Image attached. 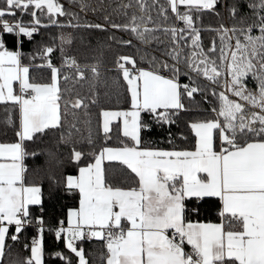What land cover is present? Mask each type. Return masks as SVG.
Instances as JSON below:
<instances>
[{"label":"snow or ice","instance_id":"1","mask_svg":"<svg viewBox=\"0 0 264 264\" xmlns=\"http://www.w3.org/2000/svg\"><path fill=\"white\" fill-rule=\"evenodd\" d=\"M116 15L0 0V264H93V242L103 264H264V0H121ZM65 29L135 50L114 61L119 87L101 91ZM54 195L74 201L59 217Z\"/></svg>","mask_w":264,"mask_h":264},{"label":"trees","instance_id":"2","mask_svg":"<svg viewBox=\"0 0 264 264\" xmlns=\"http://www.w3.org/2000/svg\"><path fill=\"white\" fill-rule=\"evenodd\" d=\"M63 2V0H62ZM95 5L100 2V0H91ZM121 0H103L104 5L106 6L107 13L112 14L114 19H120L116 15V6ZM127 2V0H124ZM75 11H79L78 8H74ZM104 12L93 13L89 11L86 16L81 14V20L88 19L90 21H102ZM217 21L212 17H206L204 20V26L209 25L216 26ZM59 30L52 29L50 31L51 35H56ZM65 34L71 33L73 41L70 45H66V49L70 55H73L81 65L87 64L89 66L95 64L98 66L100 71L99 80L101 81L102 86L101 91L107 89L112 90L119 85L115 84L114 81L117 77V73L114 68V61L118 54H134V49L122 47L117 42L109 40L108 33H101L98 31H90L84 29H65ZM120 34L117 33V36ZM205 44L208 43L209 39L213 35L212 33H203ZM81 37L83 39H81ZM39 39V37H37ZM33 45L31 43H25L24 51L31 52ZM85 79L79 80L76 84V90L81 95H90L92 91V85L95 82V78L92 76L90 71L85 72ZM5 119L4 105H0V128H3V121ZM155 138V137H154ZM0 142H13V135L11 132L8 134L0 135ZM41 160H37L36 163H42ZM29 166H33V161H28ZM74 204L73 198L68 195H54L51 200L46 199L47 214L51 217L62 216L65 209L72 207ZM203 218V217H201ZM215 218L214 216L212 217ZM46 243L48 245V250L53 248V238L52 236L46 237ZM86 249L91 252V259L93 264H103L101 260V255L105 253V250L102 245L97 242L89 243L85 245ZM19 250V249H17ZM26 255L27 253H22Z\"/></svg>","mask_w":264,"mask_h":264}]
</instances>
